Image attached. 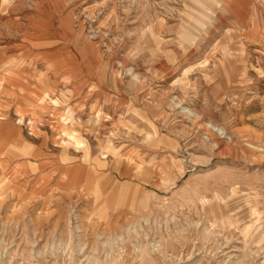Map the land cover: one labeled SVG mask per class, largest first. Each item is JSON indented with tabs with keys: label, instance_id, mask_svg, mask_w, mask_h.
Returning a JSON list of instances; mask_svg holds the SVG:
<instances>
[{
	"label": "rangeland",
	"instance_id": "rangeland-1",
	"mask_svg": "<svg viewBox=\"0 0 264 264\" xmlns=\"http://www.w3.org/2000/svg\"><path fill=\"white\" fill-rule=\"evenodd\" d=\"M253 146L264 0H0V264H264Z\"/></svg>",
	"mask_w": 264,
	"mask_h": 264
},
{
	"label": "bare ground",
	"instance_id": "bare-ground-1",
	"mask_svg": "<svg viewBox=\"0 0 264 264\" xmlns=\"http://www.w3.org/2000/svg\"><path fill=\"white\" fill-rule=\"evenodd\" d=\"M17 60V59H16ZM11 62V61H10ZM20 62V61H19ZM18 64V63H17ZM17 64H15L14 62H11L10 63V68L8 69V77H11V75H12V72H13V68H14V66L15 65H17ZM7 71V70H6ZM9 79V78H8ZM2 87H3V85H2ZM4 88V87H3ZM9 91H11V90H9ZM12 93V92H11ZM50 93V92H49ZM44 94L47 96L48 95V93L47 92H44ZM49 96V95H48ZM47 100V99H46ZM41 101V98H40V100H39V102ZM38 102V108L40 109V103ZM54 106V105H53ZM185 113H189V114H192V111L187 107L186 109H184L183 110ZM201 119H202V117H200ZM193 122V121H192ZM195 122V121H194ZM197 122V121H196ZM200 122V121H199ZM203 123V122H202ZM212 123V122H211ZM206 124V123H205ZM195 126V125H194ZM206 126L209 128V129H211L214 133H217V134H222V133H224L225 132V130H224V128H222V127H216V126H214V125H212V124H206ZM205 127V126H204ZM199 128V127H198ZM202 129H203V127H201ZM204 130V129H203ZM207 132V131H206ZM200 133V132H199ZM209 133V132H208ZM208 133H207V135H208ZM62 135V134H61ZM197 135V134H196ZM206 135V138L205 139H207L208 138V136ZM205 136V135H204ZM68 139V138H67ZM71 141V140H70ZM206 141V142H205ZM204 142L206 143V146L207 147H209L210 149L214 146L213 144H212V142H211V139H209L208 138V140H205ZM74 143V142H73ZM214 143H216V142H214ZM218 143V142H217ZM250 144V143H249ZM258 144V143H257ZM254 145H256V144H254ZM250 146V145H249ZM252 146V145H251ZM218 149V148H217ZM209 151V150H208ZM213 153V152H212ZM246 156H248L249 158H251V159H254V160H257V161H262V158L264 157V148L262 147V146H253L252 148H248V149H246ZM198 157V156H197ZM200 157V156H199ZM247 157V158H248ZM201 158V157H200ZM246 158V157H245ZM193 159H194V157H193ZM193 159H192V161H193ZM200 161V160H199ZM201 164H203V163H201ZM96 186V185H95ZM85 189V188H84ZM91 193V192H90ZM259 201V200H258ZM264 203V202H263ZM260 204V203H259ZM255 254V253H254ZM250 255V254H249ZM238 259H239V257H238ZM230 260V259H229ZM233 262V261H232ZM94 263H96V262H94ZM93 262H91V261H88V262H86V263H84V264H94ZM234 263V262H233ZM228 264V263H227ZM236 264V263H235ZM238 264H245V263H238Z\"/></svg>",
	"mask_w": 264,
	"mask_h": 264
}]
</instances>
